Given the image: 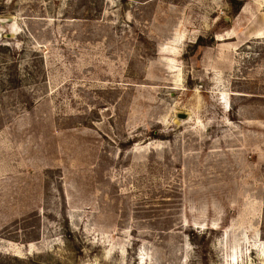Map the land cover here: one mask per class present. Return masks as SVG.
<instances>
[{
  "label": "rangeland",
  "instance_id": "rangeland-1",
  "mask_svg": "<svg viewBox=\"0 0 264 264\" xmlns=\"http://www.w3.org/2000/svg\"><path fill=\"white\" fill-rule=\"evenodd\" d=\"M232 1L0 0V264H264V0Z\"/></svg>",
  "mask_w": 264,
  "mask_h": 264
},
{
  "label": "trees",
  "instance_id": "trees-1",
  "mask_svg": "<svg viewBox=\"0 0 264 264\" xmlns=\"http://www.w3.org/2000/svg\"><path fill=\"white\" fill-rule=\"evenodd\" d=\"M240 1H241V0H239V2H237V0H233V1H232V3H233V2L237 3V5H235V8H236L237 10H238L239 6H241ZM196 45H197V47H199V46H203V45H204V43H203V39H199V41H198V43H197Z\"/></svg>",
  "mask_w": 264,
  "mask_h": 264
},
{
  "label": "water",
  "instance_id": "water-1",
  "mask_svg": "<svg viewBox=\"0 0 264 264\" xmlns=\"http://www.w3.org/2000/svg\"><path fill=\"white\" fill-rule=\"evenodd\" d=\"M5 22H8V21H6V20H3V21H2V23H5Z\"/></svg>",
  "mask_w": 264,
  "mask_h": 264
}]
</instances>
